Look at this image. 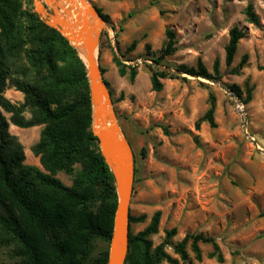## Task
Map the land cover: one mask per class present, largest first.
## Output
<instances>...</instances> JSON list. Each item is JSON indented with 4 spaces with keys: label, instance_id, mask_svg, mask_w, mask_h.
Segmentation results:
<instances>
[{
    "label": "rangeland",
    "instance_id": "1",
    "mask_svg": "<svg viewBox=\"0 0 264 264\" xmlns=\"http://www.w3.org/2000/svg\"><path fill=\"white\" fill-rule=\"evenodd\" d=\"M88 2L109 18L100 34L96 60L118 124L134 154L129 215H144L145 221L130 223L131 233L143 230L159 212L158 232L151 237L154 246L163 241L166 231L175 228L173 242L186 234H203L215 238L223 256L222 263L208 259L211 248L201 245V262L188 249L191 263L178 260L177 264H264V153L257 152L249 140L254 139L258 150L264 151V0ZM248 4L258 18L257 26L246 21ZM31 6L35 12L33 1ZM232 28L241 30L243 38L227 66L225 47ZM167 30L174 34L176 49L164 59L161 69L175 73L173 66L195 67L200 61L212 74L217 61L219 81L179 74L161 79V89L153 90L145 65L153 64L146 59V47L150 54H159ZM133 42L134 48L126 53ZM113 55L124 64L137 66L133 81L119 77ZM243 57V67L232 73ZM219 83L239 88L244 126L235 101ZM248 90L250 97L243 103ZM210 94L215 102V126L201 122L196 128L209 108ZM4 96L12 103L23 100L13 88H7ZM3 115L9 122V115ZM42 128L21 129L11 123L8 127L22 147L23 163L40 170L31 148ZM55 177L63 185H71L70 175L58 172ZM105 248V243L96 240L93 256ZM167 252L171 254L170 248ZM0 264H12L3 248Z\"/></svg>",
    "mask_w": 264,
    "mask_h": 264
},
{
    "label": "trees",
    "instance_id": "2",
    "mask_svg": "<svg viewBox=\"0 0 264 264\" xmlns=\"http://www.w3.org/2000/svg\"><path fill=\"white\" fill-rule=\"evenodd\" d=\"M31 4L32 0H0V248L8 251L12 264H106L116 194L111 173L90 131L85 66L75 49L39 18ZM96 10L105 22L109 21L106 14ZM244 15L248 23L258 25L251 4ZM242 38L241 30H230L225 47L227 66ZM175 44L173 32L167 30L159 54H150L147 46L146 59L161 67L164 59L174 53ZM134 46L135 42L126 53ZM112 61L119 77L134 80L137 66L124 64L115 55ZM244 62L245 57L232 73L237 74ZM145 65L155 91L161 89V79L179 74L215 82L220 79L217 61L212 74L200 61L195 67L173 66L175 73ZM7 88L21 93L22 102L9 101L4 96ZM229 89L241 98L237 86ZM249 97L248 90L242 102ZM214 108L210 94L209 108L196 122V128L201 122L215 126ZM3 113L9 115V122ZM9 123L21 129L43 127L31 148L42 170L23 163L22 147L8 132ZM140 153L144 156L143 149ZM76 165L79 170L74 171ZM58 172L71 176L70 186L55 177ZM159 218L156 212L136 234L129 229L124 264H177L178 260L191 263L188 249L193 259L201 262V245L210 246L208 259L223 262L215 238L203 234H186L181 241L173 242V228L154 246L151 237L158 232ZM144 221V215H129V224ZM96 240L105 243L106 248L93 256Z\"/></svg>",
    "mask_w": 264,
    "mask_h": 264
},
{
    "label": "water",
    "instance_id": "3",
    "mask_svg": "<svg viewBox=\"0 0 264 264\" xmlns=\"http://www.w3.org/2000/svg\"><path fill=\"white\" fill-rule=\"evenodd\" d=\"M32 1L34 10L41 20L50 28L58 31L75 49L84 63L90 102V131L111 173L116 194L106 264H124L128 250L129 204L134 183V154L118 124L112 107L111 94L101 77L96 60L100 34L107 23L88 0ZM149 62L160 67L152 61ZM219 87L235 101V105L242 106L240 100L228 87L221 83ZM237 111L244 126L243 107ZM249 140L257 152L264 153L258 150L254 139L249 138Z\"/></svg>",
    "mask_w": 264,
    "mask_h": 264
},
{
    "label": "bare ground",
    "instance_id": "4",
    "mask_svg": "<svg viewBox=\"0 0 264 264\" xmlns=\"http://www.w3.org/2000/svg\"><path fill=\"white\" fill-rule=\"evenodd\" d=\"M79 51L81 52V50H79ZM236 108H237V109H241L242 106H241V105H236Z\"/></svg>",
    "mask_w": 264,
    "mask_h": 264
}]
</instances>
